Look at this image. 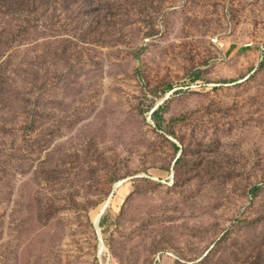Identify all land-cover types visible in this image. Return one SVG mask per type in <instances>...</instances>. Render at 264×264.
Here are the masks:
<instances>
[{
    "label": "rangeland",
    "instance_id": "374dc122",
    "mask_svg": "<svg viewBox=\"0 0 264 264\" xmlns=\"http://www.w3.org/2000/svg\"><path fill=\"white\" fill-rule=\"evenodd\" d=\"M0 264H264V0H0Z\"/></svg>",
    "mask_w": 264,
    "mask_h": 264
},
{
    "label": "water",
    "instance_id": "95a60500",
    "mask_svg": "<svg viewBox=\"0 0 264 264\" xmlns=\"http://www.w3.org/2000/svg\"><path fill=\"white\" fill-rule=\"evenodd\" d=\"M114 198V196H113ZM97 233H98V236L100 237V245H102V247L105 248V244H104V240H103V236H102V230L100 228V224H97Z\"/></svg>",
    "mask_w": 264,
    "mask_h": 264
},
{
    "label": "bare ground",
    "instance_id": "6f19581e",
    "mask_svg": "<svg viewBox=\"0 0 264 264\" xmlns=\"http://www.w3.org/2000/svg\"><path fill=\"white\" fill-rule=\"evenodd\" d=\"M117 188H118V187H117ZM108 207H109V205L107 206L106 209L103 210V212H102L101 215L99 216V218H98V220H97V222H96V224H95V228H97V224H100V220H101L102 216L105 215V213H106ZM100 246H101V254H102L105 248L102 247V245H100Z\"/></svg>",
    "mask_w": 264,
    "mask_h": 264
},
{
    "label": "trees",
    "instance_id": "16d2710c",
    "mask_svg": "<svg viewBox=\"0 0 264 264\" xmlns=\"http://www.w3.org/2000/svg\"><path fill=\"white\" fill-rule=\"evenodd\" d=\"M256 191V189L253 190V192Z\"/></svg>",
    "mask_w": 264,
    "mask_h": 264
}]
</instances>
